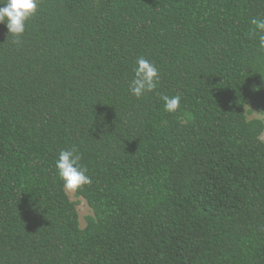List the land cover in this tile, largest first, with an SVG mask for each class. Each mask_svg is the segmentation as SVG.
Masks as SVG:
<instances>
[{
  "label": "trees",
  "instance_id": "obj_1",
  "mask_svg": "<svg viewBox=\"0 0 264 264\" xmlns=\"http://www.w3.org/2000/svg\"><path fill=\"white\" fill-rule=\"evenodd\" d=\"M253 17L264 0H39L19 44L0 24V264H264ZM139 57L160 80L137 99ZM73 148L85 226L55 168Z\"/></svg>",
  "mask_w": 264,
  "mask_h": 264
},
{
  "label": "clouds",
  "instance_id": "obj_2",
  "mask_svg": "<svg viewBox=\"0 0 264 264\" xmlns=\"http://www.w3.org/2000/svg\"><path fill=\"white\" fill-rule=\"evenodd\" d=\"M39 0H0V24L6 26L8 33L14 37L13 43L19 44V37L26 30V21L37 11ZM251 24L258 33V49L264 51V18L253 17ZM134 77L128 85V90L137 99L146 93L154 92L160 80L159 69L144 57L136 60L133 69ZM259 86H255L258 90ZM164 110L169 113L176 112L180 107L181 95H160ZM166 123V122H165ZM81 157L76 149L61 150L55 160V168L59 178L63 181V188L74 191L91 183L86 174L87 169L79 164Z\"/></svg>",
  "mask_w": 264,
  "mask_h": 264
},
{
  "label": "rangeland",
  "instance_id": "obj_3",
  "mask_svg": "<svg viewBox=\"0 0 264 264\" xmlns=\"http://www.w3.org/2000/svg\"><path fill=\"white\" fill-rule=\"evenodd\" d=\"M250 117H260L264 120V112L260 113L257 110L256 111L254 110L250 114ZM262 138L264 139V133L262 135ZM67 192H68L69 196L71 197V199L76 202L77 208H78V211L80 214L81 225L85 226L87 216L90 215V213H91V208H90L87 200L81 196H78L76 193V190H74V191H68L67 190Z\"/></svg>",
  "mask_w": 264,
  "mask_h": 264
}]
</instances>
